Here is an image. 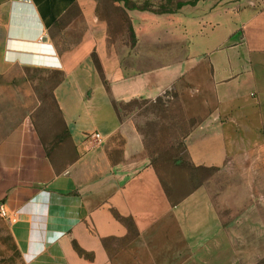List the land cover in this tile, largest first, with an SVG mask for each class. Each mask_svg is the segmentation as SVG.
<instances>
[{"label": "crops", "instance_id": "1", "mask_svg": "<svg viewBox=\"0 0 264 264\" xmlns=\"http://www.w3.org/2000/svg\"><path fill=\"white\" fill-rule=\"evenodd\" d=\"M100 2L0 0V99L2 82L56 74L51 97L70 149L48 154L37 106L0 121V205L18 215L0 218V264H257L264 207L250 189H264V0L177 7L183 20L171 30L184 36L169 35L168 49L161 26H132L134 57L129 28L115 30ZM167 89L185 98L190 162L213 169L193 188L168 190L136 121L138 102Z\"/></svg>", "mask_w": 264, "mask_h": 264}, {"label": "rangeland", "instance_id": "2", "mask_svg": "<svg viewBox=\"0 0 264 264\" xmlns=\"http://www.w3.org/2000/svg\"><path fill=\"white\" fill-rule=\"evenodd\" d=\"M100 1L102 9L112 13V18L109 20H112V24H110L115 30L122 33L124 29L129 28V57L137 55L136 33L132 30V26H139L140 29L142 27L146 29L153 25L161 26V34L167 38L163 42L167 45L163 47L166 49H168V43L170 42L168 40L169 35H172V40L175 37L177 40L183 39L184 29H181L183 30L181 34L178 30H171V26L175 24L176 19L183 20V12L181 16H176L174 13L177 10V1L184 0H173L172 2L164 0ZM166 8H169L170 11L163 12L162 9ZM147 35L149 34L145 36ZM164 52L165 50H162V56L165 54ZM145 53L147 57L151 56L152 52L146 49ZM57 77L56 74H41L31 71L27 73L29 82L22 80L2 82L3 92L0 99V121L2 125L4 122H12L13 119H21L28 107H39L38 111L35 112V121L47 150L54 160L66 158L67 152H70L67 143H63V138L66 135L64 134L62 120L54 99L51 97V90L58 79ZM31 91L37 97L32 98L26 95ZM169 92L170 90L167 89L168 96L165 99L160 98V101L157 100V102L149 100L139 101L140 110L136 116V121L139 123L141 131L145 134L150 160L158 168L166 186L169 188L168 190L186 182L188 183L187 185L193 188L212 173L206 169L197 168L190 162L185 137L189 132L188 127L192 121L186 120V105L184 104L185 98L183 95L175 93V91L169 95ZM14 107H16V111L12 109ZM130 107L131 105L129 104ZM5 133L6 129H0V138ZM250 190L252 205L264 207V189ZM179 197L177 196L176 198ZM246 212L247 210H242L240 216H243ZM258 217H260L259 213ZM6 233L7 229L0 224V236L6 235ZM261 236L259 240L262 241ZM257 264H264V257L258 260Z\"/></svg>", "mask_w": 264, "mask_h": 264}, {"label": "built area", "instance_id": "3", "mask_svg": "<svg viewBox=\"0 0 264 264\" xmlns=\"http://www.w3.org/2000/svg\"><path fill=\"white\" fill-rule=\"evenodd\" d=\"M88 141H90L93 147L98 146L102 142V135L99 131H92L87 135ZM0 217L8 222L15 223L18 221V215L4 205H0Z\"/></svg>", "mask_w": 264, "mask_h": 264}, {"label": "trees", "instance_id": "4", "mask_svg": "<svg viewBox=\"0 0 264 264\" xmlns=\"http://www.w3.org/2000/svg\"><path fill=\"white\" fill-rule=\"evenodd\" d=\"M166 2H172L173 0H164ZM198 0H192V1H188V2H183V1H180V2H177V7H181L183 6L184 4H195ZM163 12H169L170 9L169 8H166V9H162ZM64 134L67 136V131L66 129L64 130ZM65 136V137H66ZM65 139V138H63ZM48 154L51 156V154L48 152ZM208 170H213V169H208ZM123 219V218H122ZM75 246L77 248V250L79 251L80 254H84V251L75 243Z\"/></svg>", "mask_w": 264, "mask_h": 264}]
</instances>
